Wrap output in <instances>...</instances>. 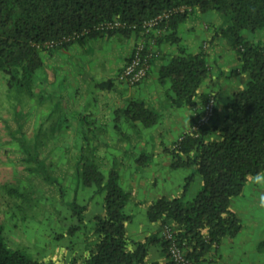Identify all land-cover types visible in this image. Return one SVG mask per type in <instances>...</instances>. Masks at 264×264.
<instances>
[{"label":"trees","instance_id":"1","mask_svg":"<svg viewBox=\"0 0 264 264\" xmlns=\"http://www.w3.org/2000/svg\"><path fill=\"white\" fill-rule=\"evenodd\" d=\"M195 10L224 18L226 24L219 33L234 48L246 82L225 104L220 123L215 100L210 121L174 144L173 166L194 168L185 179L184 192L194 173H198L202 180L198 193L189 201L184 200V193L160 196L147 209L150 221H158L162 228L171 226L188 259L186 264L200 261L223 237L239 232L241 223L231 209V198L242 192L250 176L264 171V42L252 41L243 34L264 27V0H0V73L9 89L30 87L50 41L59 42L54 47H61L105 34L139 33L143 22L165 12L168 17L158 26L169 30L166 36L177 41L178 23ZM115 22L118 25L110 26ZM207 72L202 51L187 52L180 47L159 70V80L169 82L166 96L170 104L193 105L199 99L200 115L205 102L213 96L199 91ZM99 85L110 88L111 80ZM123 113L145 126L158 119V113L141 100L130 101ZM80 164L77 183L96 187L103 212L93 217L94 238L88 242L84 256L73 257L69 264H144L152 239H128L126 223L130 215L125 205L130 192L120 185L118 172L114 168L104 172L85 156ZM45 177L50 178L47 174ZM71 204L77 224L67 229L64 234L68 235L85 225L86 205ZM161 244L167 261L149 264H177L163 236ZM0 264L42 263L13 248L0 222Z\"/></svg>","mask_w":264,"mask_h":264},{"label":"crops","instance_id":"2","mask_svg":"<svg viewBox=\"0 0 264 264\" xmlns=\"http://www.w3.org/2000/svg\"><path fill=\"white\" fill-rule=\"evenodd\" d=\"M225 24L224 18L217 13L195 10L178 23L175 30L177 41L166 36L169 30L155 34L156 54L147 75L137 84L126 82L120 76V71L142 37L140 33L105 34L88 38L83 43L73 42L42 52L40 69L42 80L46 81V88L50 90L47 96L57 93L64 98L62 112L72 114L73 129L88 128L91 131L89 138L94 140V144L121 145L116 170L120 185L130 192L125 205V212L130 215L126 235L128 239L136 241L152 239L147 246L144 264L167 261L161 244L162 226L158 221L148 219L149 205L160 196H180L182 193L184 200L189 201L202 187L200 175L194 173L184 192L185 179L194 168L173 166L176 160L174 144L191 132L200 109L199 99L193 105H171L166 96L169 82L159 80L160 67L168 63L180 47L187 52L202 51L208 72L199 91L215 97L217 123H220L226 111L225 104L233 92L246 82L234 48L219 33ZM262 29L264 27L258 30ZM256 31H243V34L252 41H262L255 38ZM114 41L119 46L110 47L108 56L111 65L107 66L96 59L97 53L86 54L90 56L92 65L88 62L86 65L77 63L76 60L71 63L73 59H69L80 51L90 50L92 46ZM91 58L96 60L91 62ZM71 65L83 67L84 72L69 71ZM105 80H111L110 88L100 87L99 83ZM54 83L59 84L57 87L62 88L63 92L58 93L51 88ZM132 100H141L157 112L156 123L145 126L140 120L128 118L123 111ZM65 120L62 117L61 121L66 123ZM76 137L79 138V135ZM230 206L240 220L239 232L233 237H223L200 261L189 264H264V171L248 178L242 192L231 198Z\"/></svg>","mask_w":264,"mask_h":264},{"label":"rangeland","instance_id":"3","mask_svg":"<svg viewBox=\"0 0 264 264\" xmlns=\"http://www.w3.org/2000/svg\"><path fill=\"white\" fill-rule=\"evenodd\" d=\"M255 38L264 41V29L257 30ZM111 46L119 45L101 43L69 59L92 65L86 54L97 53L96 59L108 66ZM79 70L84 72L83 67L71 65L69 71ZM42 74L37 71L29 88L9 89L0 73V222L13 248L42 264H69L73 257L84 256L94 238L93 217L103 212L96 187L77 183L80 160L85 156L104 172L111 163L116 170L122 149L118 143L94 144L88 128L73 129L72 114L62 112L64 98L57 93L47 96L50 90ZM57 85L51 88L63 92ZM72 202L86 205L85 225L68 235L67 229L77 224Z\"/></svg>","mask_w":264,"mask_h":264},{"label":"built area","instance_id":"4","mask_svg":"<svg viewBox=\"0 0 264 264\" xmlns=\"http://www.w3.org/2000/svg\"><path fill=\"white\" fill-rule=\"evenodd\" d=\"M168 14L169 13L165 12L143 22L142 29L139 31L142 37L135 44L130 56L120 71V76L129 84H137L147 75L151 60L156 54L155 34L163 30V28H160L158 25L162 20L168 17ZM113 25H118V22L110 24V26ZM57 43L59 42L50 41L46 46L47 48H52L56 46ZM214 103V96H210L202 108V113L196 116L191 126V131L197 132L201 126L210 121L214 111ZM162 236L169 241L168 252L172 260L177 264L188 263L184 251L174 238L171 226H163Z\"/></svg>","mask_w":264,"mask_h":264}]
</instances>
